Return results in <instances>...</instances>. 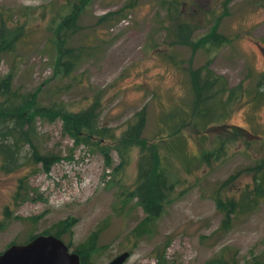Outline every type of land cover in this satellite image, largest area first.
I'll list each match as a JSON object with an SVG mask.
<instances>
[{"label":"rangeland","instance_id":"rangeland-1","mask_svg":"<svg viewBox=\"0 0 264 264\" xmlns=\"http://www.w3.org/2000/svg\"><path fill=\"white\" fill-rule=\"evenodd\" d=\"M5 16L7 39L20 26L27 33L15 51L0 52V80L13 74L14 90L37 91L50 109L95 103L98 125L115 137L100 141L70 132L62 116L37 117L35 145L54 163L0 169V252L73 219L61 239L73 251L89 247L85 264L123 251V264H264V201L231 214L228 226L216 203L238 197L264 163V0H0V24ZM66 19H76L74 31L63 33ZM62 48L72 49L68 71ZM207 70L233 91L225 118L205 128L190 82ZM141 110L142 138L121 164V134ZM173 137L176 149L166 143ZM154 145L167 157L170 187L151 231L135 237L144 216L133 190L137 159Z\"/></svg>","mask_w":264,"mask_h":264},{"label":"trees","instance_id":"trees-1","mask_svg":"<svg viewBox=\"0 0 264 264\" xmlns=\"http://www.w3.org/2000/svg\"><path fill=\"white\" fill-rule=\"evenodd\" d=\"M174 13L175 11H173ZM8 18L9 16L3 17L0 24V52L11 53L18 48L20 40L23 39L27 30H24L25 28L20 26L17 28L16 33L7 39L5 37L4 27L12 25L11 23H5ZM75 22L76 19L74 21L68 19L62 21L61 28L65 29L63 33L74 31ZM71 53L72 49L62 48L61 50V54L66 57V60L64 62L60 61L59 65H62L65 71H68L70 65L73 64L67 59L71 58ZM191 79L192 81L194 80L193 83L190 82L193 86L191 109L194 110L195 108L197 110L202 125L207 128L212 122H217L219 119L223 120L226 116L223 106L226 104V98L233 91L228 88L225 79L214 75L210 70H207L202 76L199 75V71H195L191 74ZM260 84L261 87L264 86V73L261 75ZM173 110H181V107ZM216 112L218 116L215 117V120H212ZM43 115H48L49 117L52 115L62 116L65 120V128L69 129L72 133H74L72 130L76 132L83 130L82 133L84 135L100 141L115 137L113 128L100 127L98 125V111L96 110L95 103L74 113H69V111L62 108L50 109L40 105L37 91L14 90L13 74H7L0 80V157L3 159L0 166L1 171L5 173L14 172L23 167H27L23 166L27 163H32L33 166L40 165L46 171L50 169L54 163V156L42 154L35 145L36 132L33 121ZM176 115L173 114L170 116L169 112L165 113L166 119H171ZM144 125L145 112L141 110L136 113L135 121L122 132L121 138L125 144L123 148L118 147L122 158L121 164L128 162L129 151L142 138L141 134ZM195 125L197 124L195 123ZM164 141L163 139L161 142L163 143ZM166 143L171 145L170 148L173 149L179 147L177 137L168 139ZM25 145L29 147L28 155L21 153V149ZM207 157L208 153L203 152L201 154L202 159H207ZM165 158L167 157L161 155L157 145L141 149L138 156L137 175L135 177L137 179L133 190L144 216L132 231L135 237H141L149 233L154 221L162 213L167 198V191L170 187L168 178L169 169L167 167L168 164L164 161ZM252 169L254 168H250L248 171ZM238 174L230 176L228 180L236 178ZM262 201H264L263 162L256 164L251 186L246 184L242 187L238 197L234 199H228L226 202L216 200V203L219 207H225L227 213L224 223H227L228 226V220L231 214H238L237 211L249 212ZM73 224V219L63 220L58 223L56 228H53L50 232H43L42 234H53L61 238L62 235L71 229ZM88 251L89 247L75 249V252L79 255L81 264H85Z\"/></svg>","mask_w":264,"mask_h":264},{"label":"water","instance_id":"water-1","mask_svg":"<svg viewBox=\"0 0 264 264\" xmlns=\"http://www.w3.org/2000/svg\"><path fill=\"white\" fill-rule=\"evenodd\" d=\"M123 251L107 264H123L129 257ZM0 264H81L79 255L53 234H36L24 243H11L0 252Z\"/></svg>","mask_w":264,"mask_h":264}]
</instances>
